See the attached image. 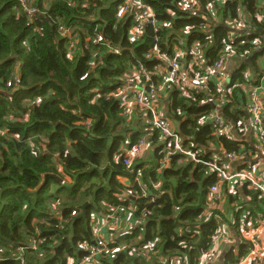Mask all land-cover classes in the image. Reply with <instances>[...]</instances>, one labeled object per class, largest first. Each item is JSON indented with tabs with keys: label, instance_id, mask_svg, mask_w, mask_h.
Segmentation results:
<instances>
[{
	"label": "clouds",
	"instance_id": "obj_1",
	"mask_svg": "<svg viewBox=\"0 0 264 264\" xmlns=\"http://www.w3.org/2000/svg\"><path fill=\"white\" fill-rule=\"evenodd\" d=\"M41 2L42 8H38L35 0L32 3L21 0L20 7L23 11L14 10L17 22L25 14V25L33 24L34 19L38 18L34 17V13L48 16V9L52 5L46 0ZM167 2L171 7H163L161 10L160 7L150 6L147 0H122L109 20L100 15V11L109 8L112 0L91 2L84 0L79 7L89 10L86 19L100 21L91 33L83 27L69 29L63 26L59 18L53 19L48 16L49 27L57 23L61 25L58 35L51 40V44H56L62 36H69L71 40L64 49H56L58 56L63 57L61 64L68 72V76L65 78L52 73L48 77L64 97V103L58 106L61 110L68 111L66 105L76 103L77 108L73 114L79 117L81 109L78 98L68 97L73 91H79L90 79L98 77L97 69L106 66L103 57L107 53L127 51L128 57L124 61L126 71L122 76L110 80L98 79L96 86L84 93L89 112L87 124L91 125L103 118L105 129L101 135L106 145L110 146L114 137H120V141L111 159L105 158L99 164L92 163L86 155L75 153L70 144L67 147L54 146L49 149L45 147L46 141L37 145L32 137L23 140V143L33 161H38L44 153L49 154L52 166L58 170L56 174L64 176L61 186L70 183L64 167L70 155L78 156L86 167L97 168L101 174L105 167L109 169V173L114 171L121 173L122 175L117 176L120 186L112 193L117 204L114 207L111 201H93L95 188L100 186L102 181L85 184L75 197L65 195L64 191L50 196L40 209L46 213L45 217L36 220L30 229L26 230L21 226L15 232L9 230L7 234L0 236V264H105V262L110 264V258L121 250L127 251L128 264H152L153 261H157L158 264H218L221 254L229 247L233 253L232 264H253V261L255 264H264V192L260 194L256 203H252V195L246 196L241 192L246 178L252 181L250 188L253 194L256 189H264V161L250 171L237 172L232 167L233 161L243 163L245 156L253 155L249 150L251 147L249 141L253 137L256 140V147L264 153V126L261 125V121L264 120V115L261 114L264 113V61L260 63L259 70L255 73L251 68L243 69L240 80L228 86L233 70L240 68L253 51L264 47V0H255L254 3H250L249 0H167ZM226 3L232 5V11L227 18L222 15ZM67 7L76 9L77 5L69 2ZM202 9L206 11L202 12ZM177 11L183 14L179 19L186 21L181 26L176 25ZM165 15L167 19L163 18ZM130 17L131 23L126 29L128 43L124 44L125 24L129 22ZM192 18L202 22L191 23ZM109 23L112 24L116 38L111 43L107 40L101 42V28ZM221 23L228 25L230 29L221 41L223 50L215 61L211 58L206 61L204 54L213 46V36L209 33ZM148 27H151V33L147 31ZM258 29L260 30L257 31ZM191 33H204V39L197 40L189 49L185 45ZM81 35L85 41L83 49L91 54V59L87 62L89 65L87 71L74 73V58L84 54L79 46ZM253 35L256 38H252ZM237 39L239 43L234 44L233 41ZM42 40L48 43L45 29L34 26L31 35L19 43L12 37H6L0 42L2 44L0 51L4 58L11 57L19 68L24 63V57L35 55L36 51L42 48ZM146 40L149 44L148 50L137 56L135 51L137 44H143ZM161 45L164 46L163 51ZM189 52L192 53L191 60L186 59ZM257 56H263V53ZM153 59L162 63L152 68L146 67V63ZM209 63L211 66H208ZM169 67L172 71L168 70ZM152 77L155 79H151ZM29 82L36 81L29 78ZM9 83L14 85L11 91L25 86L21 84L15 71L12 72ZM257 83L258 87L254 86ZM116 84H119V87L114 91L107 90ZM173 89L179 90V98L175 102L170 95ZM56 95L54 89H49L46 96L37 95L35 99L25 101V106L31 112L33 108H42L43 102ZM113 104H117L118 107L109 114ZM193 104L197 107L216 105V108L188 117L185 107ZM225 105H230V120H225L219 114ZM186 119H191L193 123L184 131L180 126ZM5 121L12 124H16L17 121L27 122L28 116L8 115ZM206 125L211 126L210 134L198 138L193 144V138ZM0 135L7 141L15 140L17 143L22 141L21 135H8L7 123ZM84 135L90 141L97 134L88 127ZM221 137H225L226 141L235 147H226L225 143L221 142ZM2 146L8 153L7 158L12 161L13 167L0 175L4 177L12 175L14 178L22 176L24 161L21 153L13 156L7 143H3ZM210 150L209 159H204ZM217 151L223 154V158L216 155ZM177 153L182 154V157L173 165L170 158ZM3 159L4 157L0 155V160ZM136 164H141L142 167L137 169ZM189 164H192V168H187ZM196 165L202 166V177L215 171L221 178L219 183L208 190L207 195V209L220 210L221 215L215 216L218 227L214 234L207 237L208 247L199 248L198 245L203 239L199 222H195V226H180L176 233L169 237L177 245L176 249L172 253L162 255L164 241L160 237L159 229L154 232L155 239L143 242L144 228L140 226L145 223L147 213L139 211L141 201L151 196L152 199L144 201L151 203L156 196L163 194L161 189L165 169L175 167L181 170L178 179H183V171L187 169L188 179L191 180L190 173ZM52 170L45 168V171ZM43 175L44 172H41L39 179H43ZM225 180L228 181L226 185ZM9 182L5 181V186ZM103 182L106 184V181ZM133 185H139L140 190L135 191ZM39 187L37 183L29 192H34ZM56 187L49 186V192H56ZM86 189L90 191L86 193ZM225 191L234 198L233 203H228L229 197L225 195ZM129 197H136V203ZM85 201L89 202L95 213V226L91 232H81L71 253L65 252L61 257L57 254L56 247L61 240L71 235L74 218L73 216L62 218L61 212L71 208L74 214L79 213L80 205ZM125 201L127 207H121L120 204ZM30 205L31 197L29 203L23 204V209H28ZM175 211L179 212L180 209L176 208ZM213 215L212 211H206L202 219ZM20 223L22 225V221ZM111 229H115V232H111ZM134 230H138L139 234H134ZM46 231L53 235L43 238L41 233ZM254 235L256 239H253ZM93 241L97 244L95 248L91 246ZM101 244L104 245L103 248L99 247ZM109 244L113 245L111 251L108 248ZM241 245L244 246L243 253Z\"/></svg>",
	"mask_w": 264,
	"mask_h": 264
},
{
	"label": "trees",
	"instance_id": "obj_2",
	"mask_svg": "<svg viewBox=\"0 0 264 264\" xmlns=\"http://www.w3.org/2000/svg\"><path fill=\"white\" fill-rule=\"evenodd\" d=\"M25 3H32L33 0H24ZM52 7L48 9V16L53 19L59 18L63 22V26L69 29L78 27L87 28L89 33L95 30L96 25L100 21H90L86 19V13L89 10L81 9L80 4L84 0H46ZM75 3L76 9L67 7V4ZM91 2V0H89ZM122 0H112L109 8L101 9L100 15L105 19H109L113 16L114 10ZM150 6L160 7H171L167 0H147ZM250 3H254L255 0H249ZM36 7L42 8L41 0H35ZM21 0H0V42H3L6 37H12L15 42L19 43L22 39L27 38L31 35L32 28L43 27L46 33V40L41 41L42 48L36 51L35 55H29L24 57V63L16 67L15 61L9 57L4 58L2 51H0V133L3 132L5 124L8 125V135H21L22 141L17 143L15 140L7 141L3 135H0V155L4 157L0 160V173L6 172L9 168L13 167V163L8 159V153L3 150V143L8 144L9 151H12V155L16 156L19 152L21 153L22 160L24 161L23 175L19 177H13L9 175L4 177L0 175V236H3L12 230L17 231L21 226L26 230L30 229L33 223L46 216V213L40 211L44 207V201L50 196H55L57 193L64 191L65 195L75 197L79 190L85 184H91L94 181H102L100 186L95 188L93 193V201L99 202L100 200L111 201L113 206L117 204V200L112 196V193L120 186V181L117 180L118 175H122L119 172L109 173L107 167L104 168L101 174L97 168H88L85 163L78 158V156L70 155L65 162V175L70 183L63 184L61 182L64 176L57 175V169H55L51 162L48 153H44L39 157L38 161H33L30 158V152L24 145L23 140L29 137L34 138V143L40 145L45 143V147L52 149L54 146L67 147L71 145L73 151L79 155L88 156L89 160L94 164H99L106 157L111 159L113 151L119 146L120 137H114L112 144L106 145L104 137L101 135L105 129V121L103 118L94 121L91 125H87L89 119L88 106L84 93L90 88L96 86L97 80H110L119 76H122L125 71V59L128 57V53L125 50L122 53L110 52L104 56L105 67L97 69L98 77L90 79L89 82L82 87L79 91H73L72 96L78 98V105L81 109L80 116H76L73 112L77 108V104L66 105L68 111L59 109V104L64 103V97L60 94V89L53 83L52 79H49V74H56L57 76L67 77L68 72L63 68L61 64L62 55L58 56L56 49H64L71 43L69 36H62L59 38L56 44H51V40L58 35L61 27L60 23L49 27L48 16L42 15L41 13H34L33 24L25 25V15L21 16L19 22H17L14 10L23 11L20 7ZM175 10V9H174ZM232 11L231 3H227L226 11L223 16H227ZM183 15L177 11V26L183 25L186 21L179 19ZM167 19V15L163 17ZM191 23L199 24L201 21L197 18H192ZM131 23V17L129 22L125 24V38L123 43L127 44L126 29ZM214 28L213 34V46L206 51V58L213 61L216 58V54H212V50L219 51L223 45L221 41L224 39L227 33V29L224 24ZM147 31L151 33V27L147 28ZM215 31V33H214ZM102 36L101 42L109 41L116 38L112 28V24L109 23L101 28ZM161 34V33H158ZM204 33H191L186 41V47L191 48L197 40L203 41ZM85 41L83 36L80 37V48L84 52L83 55L78 56L75 59L73 65L74 73H82L88 70V61L91 59V54L83 49ZM99 47V45H96ZM149 44L146 40L143 44H137L135 51L137 56L144 54L148 50ZM2 48V44H0ZM163 51L164 46L161 45ZM170 54V52H169ZM162 63L159 60L153 59L146 63V67L152 68ZM210 64V63H209ZM22 66V68H21ZM15 71L19 77L21 84L25 85L19 87L15 91L10 89L14 86L9 83L12 72ZM29 78L35 80V83H30ZM155 77H153V80ZM119 84L112 85L109 89L114 91ZM49 89H54L57 92L56 96L51 97L47 102H43L42 108H33L29 112L28 107L25 106V101L35 99L37 95L46 96ZM174 98V102L179 98V92L173 91L170 93ZM90 98V97H89ZM243 99V97H241ZM107 107V106H106ZM118 105L113 104L109 109V114H112ZM230 105H226L222 111L223 116L226 120L231 119V113L229 111ZM215 109L214 105H202L197 107L196 105H190L185 107V112L188 117L195 116L201 112ZM8 115H26L28 116L27 122L17 121L16 124L5 121V117ZM82 117V118H81ZM191 119H186L181 124V129L187 131L188 125L192 124ZM88 127H91L93 132L97 135L94 139L88 141L84 135ZM210 127H203L196 137L193 138L192 143L195 144L198 138H203L210 134ZM221 142L225 143L226 147L234 148L235 145L229 144L225 137L220 138ZM187 143V142H185ZM250 151L256 154L254 146L256 141H252L250 144ZM211 155V150L206 154L204 159L208 160ZM180 158L177 156L172 159V164L175 165L176 161ZM63 153L61 152V160H63ZM137 169L140 168L139 164H136ZM200 165H196L195 169L190 173L192 179L189 180V172L187 169L183 171V179H178L181 174V170L172 167L164 170V190L165 195L156 201V203H144L148 198H143L141 201L140 212L144 210H150L151 214L147 220L140 227L144 228L143 236L144 241L155 239L154 232L159 229L160 237L163 239V248L161 254L172 253L176 249L177 245L169 239L171 235L176 233L178 227L183 225L195 226V222H199V230L203 239L198 245L199 248H207L208 240L207 237L214 234L217 226L214 215L207 221L202 219L206 215L207 209V190L209 187L216 182L215 175L209 174L206 177L201 175ZM45 168H52V171H45ZM187 168H192V164H189ZM15 171V169H13ZM73 171L75 174L73 175ZM44 172L43 179H39V174ZM150 175H154L150 173ZM5 181H10L5 186ZM106 181V184L103 182ZM39 183L40 187L36 188L34 192H29V189L35 188V185ZM56 185V192H49V186ZM248 187V185H246ZM249 189V187H248ZM67 190V191H65ZM135 191H138L134 189ZM86 193L90 189L85 190ZM252 191V190H251ZM258 192V191H257ZM253 193V191H252ZM259 193V192H258ZM257 197V194L255 192ZM260 195V194H259ZM29 197H31V205L28 209H23V204L29 203ZM130 199V198H129ZM133 203H136V197L130 199ZM87 204L86 217L79 218L82 214V207ZM123 207H127V202L120 204ZM81 211L73 216L71 208H66L61 212L62 218L73 216L72 232L70 236H66L59 242L56 247V252L59 256H63L65 252L71 253L72 247L79 239V234L83 231H92L91 218L94 211L88 201H85L80 205ZM179 208L180 211L176 212L175 209ZM23 214L21 215V210ZM216 215H221L220 210L213 211ZM253 215L255 213H252ZM22 221V225L20 223ZM134 234L138 235V230H134ZM51 232H42L43 238L52 236ZM183 239L184 237H179ZM94 241L92 242V244ZM244 246L242 245L241 252L243 253ZM83 252V250H81ZM121 254L115 256V260L110 264H128L127 251L121 250ZM89 254V253H87ZM82 258V257H81ZM55 259V257H53ZM233 261V257H230ZM105 264H108L105 262ZM152 264H158L157 261H153Z\"/></svg>",
	"mask_w": 264,
	"mask_h": 264
},
{
	"label": "built area",
	"instance_id": "obj_3",
	"mask_svg": "<svg viewBox=\"0 0 264 264\" xmlns=\"http://www.w3.org/2000/svg\"><path fill=\"white\" fill-rule=\"evenodd\" d=\"M227 5V3L225 4V6ZM203 11H206V10H203L202 9V12ZM202 22V21H201ZM225 27H226V29H227V31H229L230 29H229V26L228 25H225ZM232 31H240V30H238V29H231ZM260 29H258L257 31H259ZM264 34V33H263ZM252 38H256V36L255 35H253L252 36ZM233 43L234 44H236V43H239V39H237V40H234L233 41ZM195 44V43H194ZM194 44H192V46L194 45ZM192 48V47H191ZM190 48V49H191ZM223 50V47L219 50V51H214L213 50V52H212V54H216V58L213 60V61H215L217 58H218V56H219V53H220V51H222ZM263 53V57H264V47H260V48H258L257 50H255V51H253L251 54H250V56L246 59V60H248V59H250L251 58V56L252 55H254V54H262ZM204 57H205V60L206 61H208L207 60V56H206V53L204 54ZM193 57H192V53L191 52H189L188 53V55H187V57H186V59H188V60H191ZM155 60H157V59H155ZM208 66H211V63L210 64H208ZM243 69H245L244 67L242 68V66L239 68V70L238 71H236L234 74H232L231 75V77H230V80H229V82H228V86L230 87V86H232V84H234V83H236L237 81H239L240 80V78H241V75H242V70ZM169 71H172V69H171V67H169V69H168ZM253 71V70H252ZM258 71V70H257ZM256 71V72H257ZM255 73V72H254ZM151 79H153V77L151 78ZM254 86H257L258 87V83L256 84V85H254ZM146 90H147V88H146ZM187 90V89H186ZM173 91H178L179 92V90L178 89H173L172 90V92ZM215 106V108H216V105H214ZM226 106V105H225ZM221 112V111H220ZM262 115H264V113H261ZM222 116V115H221ZM223 117V116H222ZM224 118V117H223ZM225 119V118H224ZM226 120V119H225ZM87 124V123H86ZM88 125V124H87ZM261 125L262 126H264V120H262L261 121ZM89 126V125H88ZM206 126H208V127H210V129H211V126L210 125H206ZM252 131V130H251ZM222 138V137H221ZM254 141H256V140H254ZM254 149H255V151H256V155H264V153H261V151H260V149L259 148H257L256 147V145L254 146ZM216 153H220V152H216ZM217 155V154H216ZM221 155H222V158H223V154L221 153ZM177 156H180V158L182 157V154H180V153H177L175 156H173V157H171L170 158V160L172 161V159L173 158H175V157H177ZM253 156V155H252ZM252 156H245L244 157V162L242 163L245 167H243V168H240V169H238V170H236L237 172H242V171H244V170H251V168H255L258 164H261V162L262 161H264V157H262V160H259V161H256V162H254L253 163V161L254 160H252L251 158H252ZM179 158V159H180ZM201 157H197V159H200ZM178 159V160H179ZM247 162V163H246ZM238 163H241V161H233L232 162V164H238ZM233 166V165H232ZM217 167H219V165H217ZM211 175H215V177H216V182L214 183V184H212L210 187H209V189L211 188V187H213V186H215L217 183H219L220 182V177H219V174L217 173V172H215V171H213V172H211L210 173ZM255 178V177H254ZM228 183V181L227 180H225L224 181V184L226 185ZM252 184V181L251 180H248L247 178L245 179V181H244V185H248V187L250 188V185ZM163 185V184H162ZM132 188L133 189H136V190H140L139 189V185H133L132 186ZM208 189V190H209ZM251 189V188H250ZM162 191H163V194L162 195H159V196H156V198L155 199H153L152 200V202H151V204L152 203H156V201L158 200V199H160L163 195H165V190H164V187H162V189H161ZM208 190H207V195H208ZM256 191H258L259 192V194H261L262 192H264V189H256ZM130 199H134V197H129ZM145 198H148V199H152L151 198V196L150 197H145ZM217 203H219V201H217ZM116 205H114V207H115ZM121 206V205H120ZM121 207H123V206H121ZM217 210H219V208H215V209H209V211H217ZM142 213H147V217H146V220H147V218H148V216L151 214V211L148 209H146V210H144V211H142ZM137 213H134V215H136ZM214 214V213H213ZM76 214H73V216H75ZM216 216V214H214V217ZM94 217H95V214H93V216H92V218H91V222H92V228L95 226L94 225ZM212 216H210V217H208L206 220L208 221L210 218H211ZM215 219V218H214ZM145 220V221H146ZM216 220V219H215ZM110 222V221H109ZM217 223V222H216ZM218 226V225H217ZM101 231H103V229H101ZM111 232H115V229H111L110 230ZM253 231H255V229H253ZM215 233V232H214ZM253 239H256V236L254 235L253 236ZM250 243V242H249ZM92 247H97V244H96V242L94 241V243L91 245ZM99 247L100 248H103L104 247V245L103 244H101V245H99ZM117 247H118V245H117ZM108 248H109V251H111L112 250V248H113V245H111V244H109L108 245ZM155 250V249H154ZM119 254H121V252L120 251H117V252H115V256L116 255H119ZM89 255H90V253H89ZM104 255V253L102 252L101 253V256H103ZM115 256L114 257H112V258H110V263H113L114 262V260H115ZM108 263V262H107ZM225 264H232V261H231V263H225ZM253 264H255V261H253Z\"/></svg>",
	"mask_w": 264,
	"mask_h": 264
},
{
	"label": "crops",
	"instance_id": "obj_4",
	"mask_svg": "<svg viewBox=\"0 0 264 264\" xmlns=\"http://www.w3.org/2000/svg\"><path fill=\"white\" fill-rule=\"evenodd\" d=\"M224 11H226V6L224 5ZM222 24V23H221ZM219 24L217 25V27L221 26L222 25ZM215 27V28H217ZM215 33V31H214ZM210 35L213 34V32L209 33ZM264 61V57L263 56H257L256 54L252 55L250 59L246 60L241 66L242 68H251L253 70V72H256L257 70H259V66H260V63ZM239 68L237 69H234L232 74H234L236 71H238ZM220 115L223 116V113L222 111L219 113ZM224 117V116H223ZM225 118V117H224ZM226 119V118H225ZM252 134V131L250 130V135ZM255 140V138L253 137L252 140L249 141L250 144H252V141ZM218 155V153H216ZM262 157H264V155H256V154H253L252 156V160L253 163L256 162V161H259V160H262ZM247 163V162H246ZM140 167H142L141 164H139ZM233 168H235L236 170L240 169V168H243L245 167L242 163H239V164H233L232 166ZM164 186V184L162 185V187ZM252 189H248V187L246 185H243L242 189H241V192L244 194V195H252L253 196V201L252 203H256L258 197L260 196L259 193L255 190L256 194H257V197L255 194L252 193L251 191ZM225 195H228L229 199H228V203L231 204L234 202V198L231 197V194H228L226 191H225ZM237 243H239V241H237ZM242 248V245L240 246ZM230 257H233V253H232V250H231V247H229V249L225 252H223L219 258V261H218V264H225V263H231L232 259H230Z\"/></svg>",
	"mask_w": 264,
	"mask_h": 264
},
{
	"label": "water",
	"instance_id": "obj_5",
	"mask_svg": "<svg viewBox=\"0 0 264 264\" xmlns=\"http://www.w3.org/2000/svg\"><path fill=\"white\" fill-rule=\"evenodd\" d=\"M21 68H22V66H21ZM218 155H220L221 157H222V155H221V153H218ZM239 164V163H238ZM233 165V164H232ZM86 208H87V204H85L83 207H82V214L80 215V217L79 218H84V217H86Z\"/></svg>",
	"mask_w": 264,
	"mask_h": 264
},
{
	"label": "rangeland",
	"instance_id": "obj_6",
	"mask_svg": "<svg viewBox=\"0 0 264 264\" xmlns=\"http://www.w3.org/2000/svg\"><path fill=\"white\" fill-rule=\"evenodd\" d=\"M223 14H224V11H223L222 15H223ZM105 158H106V157H105ZM105 158H104V159H105ZM104 159H103V160H104ZM103 160H102V161H103Z\"/></svg>",
	"mask_w": 264,
	"mask_h": 264
}]
</instances>
